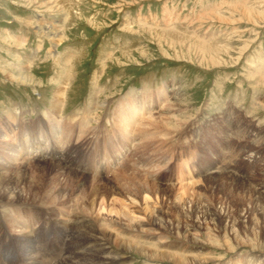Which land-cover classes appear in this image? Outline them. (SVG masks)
Returning a JSON list of instances; mask_svg holds the SVG:
<instances>
[{
	"label": "rangeland",
	"instance_id": "rangeland-1",
	"mask_svg": "<svg viewBox=\"0 0 264 264\" xmlns=\"http://www.w3.org/2000/svg\"><path fill=\"white\" fill-rule=\"evenodd\" d=\"M0 64V141L9 140L0 143V173L34 200L11 207L35 220L42 257L63 232L52 211L75 204L87 209L74 210L85 213L79 233L124 250L129 264H174L162 258L178 252L168 245L202 264L264 250V0H0ZM115 150L126 162L97 175ZM11 207L0 197L7 252ZM125 217L142 225L126 227ZM108 231L144 251L107 241Z\"/></svg>",
	"mask_w": 264,
	"mask_h": 264
},
{
	"label": "bare ground",
	"instance_id": "bare-ground-1",
	"mask_svg": "<svg viewBox=\"0 0 264 264\" xmlns=\"http://www.w3.org/2000/svg\"><path fill=\"white\" fill-rule=\"evenodd\" d=\"M40 33V32H39ZM43 33H45V32H43ZM53 46V45H52ZM1 65V64H0ZM23 66V65H22ZM29 74V73H28ZM258 75V74H257ZM262 75V74H261ZM15 76V75H14ZM18 76H21V75H18ZM24 76V75H23ZM27 76V75H26ZM29 76V75H28ZM28 76H27V78H28ZM255 76H256V74H255ZM259 76V75H258ZM16 77H17V75H16ZM263 77V76H262ZM15 78V77H14ZM21 78V77H20ZM25 79V78H24ZM255 79V78H254ZM11 80H13V79H11ZM15 80V79H14ZM31 80H32V78H31ZM29 81V80H28ZM19 82H21V83H23L24 81H23V79H21V80H19ZM26 82V81H25ZM258 83L260 82V81H257ZM263 82V81H262ZM261 82V83H262ZM263 84V83H262ZM66 87V86H65ZM57 89V88H56ZM60 89V88H59ZM63 90V89H62ZM170 90V89H169ZM60 91H58V93H59ZM96 92V91H95ZM57 94V93H56ZM177 96H178V94H176ZM109 97V96H108ZM66 101V100H65ZM93 102V101H92ZM62 104V103H61ZM178 104V103H177ZM262 105H263V103H261ZM89 105V104H88ZM109 105V104H108ZM174 105V104H173ZM172 105V106H173ZM175 106V105H174ZM181 106V105H180ZM264 106V105H263ZM120 107V106H119ZM179 107V106H178ZM228 107V106H227ZM237 107V106H236ZM179 108H181V107H179ZM238 108V107H237ZM236 108V109H237ZM23 109V108H22ZM57 109H58V107H57ZM219 109V108H218ZM178 110V109H177ZM231 110V109H230ZM56 111V110H55ZM62 111V110H61ZM60 111V112H61ZM179 111V110H178ZM215 111V110H214ZM23 112V111H22ZM44 112V111H43ZM59 112V113H60ZM17 113V112H16ZM57 113V112H56ZM38 114V113H37ZM88 114V113H87ZM227 114V113H226ZM230 114V113H229ZM243 114V113H242ZM43 115V114H42ZM57 115V114H56ZM159 116V115H158ZM248 116V115H247ZM59 117V116H58ZM62 117V116H61ZM170 117V116H169ZM7 117H5V119H6ZM153 118V117H152ZM247 118V117H246ZM247 119H249V118H247ZM86 120V119H85ZM154 120V119H153ZM167 120H168V118H167ZM253 120V119H252ZM255 120V119H254ZM124 121V120H123ZM258 121V120H257ZM74 122V121H73ZM122 122V121H121ZM148 122V121H147ZM154 122V121H153ZM163 122V121H162ZM179 122V121H178ZM97 123V122H96ZM124 123V122H123ZM149 123V122H148ZM144 125V124H143ZM152 127V126H151ZM243 127V126H242ZM175 128V127H174ZM240 128V127H239ZM245 128V127H244ZM259 128V127H258ZM261 128H262V126H261ZM149 129V128H148ZM158 129V128H157ZM176 129V128H175ZM237 130H239V129H237ZM234 131V130H233ZM241 131V130H240ZM153 132V131H152ZM247 132H249V131H247ZM139 133V132H138ZM149 133V132H148ZM151 133V132H150ZM159 133V132H158ZM254 133V132H253ZM229 134V133H228ZM227 134V135H228ZM139 135H140V133H139ZM174 135V134H173ZM142 136V135H141ZM257 136V135H256ZM256 136H254L255 137V139L254 140H256ZM59 137V136H58ZM151 137V136H150ZM154 137V136H153ZM230 137V136H229ZM148 138H149V136H148ZM148 138H142L141 140H145V139H148ZM259 138H260V136H259ZM152 139V138H151ZM224 140V139H223ZM261 142H262V145L264 146V135H263V137H261L260 139H259ZM139 141H140V139H139ZM151 141V140H150ZM258 140H256V141H254L253 143H258L257 142ZM7 142H9V140H7V138H3L1 141H0V143H2V144H5L6 145V143ZM141 142H143V141H141ZM136 144V143H135ZM251 145V144H250ZM3 146V145H2ZM140 146V145H139ZM27 147H31V142H28L27 143ZM12 149H13V147H12ZM1 151V150H0ZM40 152H42V150L40 151L39 150V152L38 153H40ZM37 153V154H38ZM41 155V154H40ZM37 157V155H35V158H31V157H28V156H26L25 158H23V162H27L28 160H37L38 159V157ZM11 158H17V156L15 155V153L11 156ZM45 159V158H44ZM44 159H42V161L44 162ZM247 159L248 160H251L252 159V157L249 155V156H247ZM11 160V159H10ZM12 161V160H11ZM41 161V160H40ZM256 161V160H255ZM42 162H39V164H41ZM64 163V162H63ZM24 164V163H23ZM52 164V163H51ZM54 164V163H53ZM59 164H61V163H59ZM20 165V164H19ZM22 165V164H21ZM20 165V166H21ZM1 166V165H0ZM38 167V166H37ZM57 167V166H56ZM15 168V167H14ZM59 168H60V166H59ZM10 169V168H9ZM13 169V168H12ZM19 169V168H18ZM28 169V168H27ZM127 168H125V170H126ZM137 169V168H136ZM15 170V169H14ZM25 171V170H24ZM64 171V170H63ZM131 171V170H130ZM129 171V172H130ZM12 172V171H11ZM21 172V171H20ZM65 172V171H64ZM127 172H128V170H127ZM136 172V171H135ZM217 172H219V169L218 168H216V169H210L207 173H206V176H213L214 174H216ZM226 172V171H225ZM261 172V171H260ZM122 173V172H121ZM126 173V172H125ZM228 173V172H227ZM18 174H19V171H18ZM27 174V173H26ZM59 174H61V172L59 173ZM63 174V173H62ZM123 174H124V172H123ZM122 174V175H123ZM230 174V173H229ZM12 175H14V174H12ZM17 175V174H16ZM118 175H120V173L118 172ZM129 175V174H128ZM134 175H135V173H134ZM136 175H137V173H136ZM8 176V175H7ZM215 176V175H214ZM245 176V175H244ZM5 177L6 176H4V174H1L0 173V181H1V183H0V197H4L5 198V203H7L8 205H10V207H11V205L13 204V205H23V204H25V203H33L34 202V200H28L27 198H24V196H22L23 195V192L22 191H19V189L17 188V186L16 185H9V184H5L4 183V179H5ZM16 177V176H15ZM22 177V176H21ZM129 177H132V176H129ZM207 177V178H208ZM17 178V177H16ZM32 178V177H31ZM80 178V177H79ZM135 177L133 176V179H134ZM147 178H149V177H147ZM216 178V177H215ZM264 178V177H263ZM20 179V178H19ZM65 179V178H64ZM68 179V178H67ZM74 179V178H73ZM77 179V178H76ZM136 179V178H135ZM140 179H141V177H140ZM50 180V179H49ZM55 180V179H54ZM80 180V179H79ZM93 180V179H92ZM98 180V179H97ZM122 180V179H121ZM124 180V179H123ZM130 180V179H129ZM138 180V179H137ZM136 180V181H137ZM196 180V179H195ZM194 180V182H196ZM96 181V180H95ZM99 181V180H98ZM101 181V180H100ZM103 181V180H102ZM101 181V182H102ZM119 181V180H118ZM131 181V180H130ZM133 181V180H132ZM142 181H143V179H142ZM142 181H140V183L142 184ZM145 181V180H144ZM63 182H64V180H63ZM78 182V181H77ZM125 182V181H124ZM70 183V182H69ZM126 183V182H125ZM125 183H123V184H125ZM134 183H136L135 182V180H134ZM133 183V185H135ZM139 183V182H138ZM137 183V184H138ZM76 184V183H75ZM93 184H95L94 182H93ZM121 184H122V182H121ZM131 184V183H130ZM263 184V183H262ZM21 185V184H20ZM70 185V184H69ZM102 185V184H101ZM187 185V184H186ZM185 185V186H186ZM257 185V184H256ZM67 186V185H66ZM65 186V187H66ZM126 186H128V183L126 184ZM145 186V185H144ZM196 186V185H195ZM262 186V185H261ZM21 187V186H20ZM74 187V186H73ZM131 187H133L131 190H133V191H135L134 190V186H132L131 185ZM184 187V186H183ZM22 188V187H21ZM59 188V187H58ZM120 188V187H119ZM156 188V187H155ZM185 188V187H184ZM254 188V187H253ZM262 188H264V184H263V186L262 187H260V189H262ZM63 190H64V188H63ZM76 190V188L74 189V191ZM114 190V189H113ZM179 190V189H178ZM262 190H264V189H262ZM78 191H80V190H78ZM144 191V190H143ZM255 191V190H254ZM57 192V191H56ZM64 192H65V190H64ZM76 192H77V190H76ZM80 192H83V191H80ZM111 192V191H110ZM129 192V191H128ZM127 192V193H128ZM131 192V191H130ZM264 192V191H263ZM132 193V192H131ZM131 193H129V194H131ZM55 194V193H54ZM71 194V193H70ZM75 194V193H74ZM80 194V193H79ZM82 194V193H81ZM49 195V194H48ZM63 195H66V194H63V192L62 191H58V193L55 195L58 199H61V197L62 198H64V197H66V196H64L63 197ZM120 195V194H119ZM147 195V194H146ZM43 196V195H42ZM47 196V195H46ZM79 196V195H78ZM77 196V197H78ZM145 196V195H144ZM144 196H143V199L146 201V199L145 198H147L146 196H145V198H144ZM71 197H73V196H71ZM75 197V196H74ZM81 197V196H80ZM113 197V196H112ZM111 197V198H112ZM123 197V196H122ZM83 198H84V196H83ZM117 198V197H116ZM125 198H127V197H124V200H125ZM128 198H129V196H128ZM134 198V197H133ZM133 198L132 197H130V202L133 200ZM48 199V198H47ZM50 199V198H49ZM80 199V198H79ZM86 198H84V200H85ZM118 199V198H117ZM122 199V198H121ZM142 199V200H143ZM52 200V199H51ZM56 199H54V201H55ZM64 200H66V199H64ZM118 200H120V198L118 199ZM124 200H122L123 201V204L125 205V201ZM57 201V200H56ZM62 201V200H61ZM91 201H93V200H91ZM148 201V200H147ZM152 201V200H151ZM150 201V202H151ZM43 202V201H42ZM59 202V201H58ZM65 202H67V201H65ZM83 202V201H82ZM118 201H116V203H117ZM135 202V201H134ZM149 202V201H148ZM158 202V201H157ZM45 203V202H44ZM47 203V202H46ZM45 203V204H46ZM51 203V202H50ZM64 203V202H63ZM68 203H69V201H68ZM115 203V202H114ZM113 203V204H114ZM153 203V202H152ZM155 203V202H154ZM53 204V203H52ZM66 204V203H65ZM64 204V205H65ZM87 204V203H86ZM120 204V203H119ZM128 204V207H129V204L130 203H127ZM126 204V205H127ZM132 205H133V203H131ZM130 204V205H131ZM136 204H138V203H136L135 202V205ZM146 204H147V202H146ZM29 205V204H28ZM50 205V204H49ZM59 205V204H58ZM76 205V204H75ZM74 205V207H72L71 209H69L70 211H68V209L67 210H65V209H60V208H56L55 210H53L52 211V214H51V216H50V220H49V222L51 223H54L55 224V226L56 227H62V230H63V232H61V233H59L58 234V245H57V247L55 248V250H54V252H53V255L51 256H48V257H42L41 255H40V253H38V251L41 249V246L40 245H37L39 242H37V237L38 236H35V234H33L32 233V231H33V228L34 227H32V224H33V222L35 221L34 219H33V217L31 216V215H27V216H22V208H20L21 206H16L15 207V209L13 210V207L14 206H12L11 207V211H10V213L11 214H13V220H14V224H12V229H10V230H6V231H4V238L7 240V243H10V244H12V250H8L9 252H7V249L3 246L5 243H2L1 244V246H0V248H2V250H1V256H2V258L3 259H1V256H0V264L2 263V264H7V261H6V257L8 256L9 258L11 257H15V256H18V257H20V259L25 263V264H52V263H54V264H129V257L123 252V251H121V250H111L113 247H111V249H109L108 247H107V245H106V243L102 240V237L101 236H97V235H95V234H91L90 235V233L88 234V235H86V234H84V233H79V230L78 229H76V227H74V226H77V222H79V221H81V222H84V220H85V217L84 218H80L79 217V215L80 214H82V213H80V214H78V215H76V213H74V210L76 211V212H83V210H87L86 209V207L85 206H83L82 208L81 207H77V205L75 206ZM84 205V204H83ZM89 205V204H88ZM91 205V204H90ZM89 205V206H90ZM125 205V206H126ZM131 205V206H132ZM40 206V205H39ZM43 206V203H42V205L40 206V207H42ZM62 206H63V204H62ZM93 205H91V207H92ZM103 206V205H102ZM104 206H105V204H104ZM111 206H113L112 204H111ZM143 206V205H142ZM141 206V207H142ZM146 206H150V204L149 205H146ZM3 207V206H2ZM32 207V206H31ZM34 207H36L35 205H34ZM47 207V206H46ZM68 207V206H67ZM85 207V208H84ZM101 207V206H100ZM43 208H44V210H45V207L43 206ZM65 208H66V206H65ZM126 208V207H125ZM134 208V207H133ZM145 208H147V207H145ZM8 209V208H7ZM30 209V208H29ZM42 208H40V210H41ZM47 209V208H46ZM91 209V208H90ZM118 209V208H117ZM129 209V208H128ZM135 209V208H134ZM34 210V209H33ZM113 210H114V208H113ZM140 210H142L143 211V209L141 208ZM148 210V209H147ZM8 211V210H7ZM102 210H100V212H101ZM104 211H105V209H104ZM115 211V210H114ZM139 211V210H138ZM85 212V211H84ZM87 212H89V211H87ZM87 212H86V214H87ZM106 212V211H105ZM115 212H117L118 213V211H115ZM151 212V211H150ZM149 212V213H150ZM27 213H30V212H27ZM114 213V212H113ZM113 213H112V217H113ZM116 213V214H117ZM119 213H120V211H119ZM130 213H132V212H130ZM83 214H85V213H83ZM82 214V215H83ZM90 213H88V215H89ZM92 214V213H91ZM103 214V213H102ZM106 214H108V213H106ZM116 214L114 215V216H116ZM151 214H152V212H151ZM150 214V215H151ZM155 214V213H154ZM2 215V214H1ZM0 215V216H1ZM128 215H129V212H128ZM134 215V214H133ZM149 215V216H150ZM3 216V215H2ZM2 216H1V218H2ZM6 216V215H5ZM11 216V215H10ZM90 216V215H89ZM99 216V215H98ZM105 216V215H104ZM120 216V215H119ZM138 216V215H137ZM154 216H156V215H154ZM82 217V216H81ZM102 217V216H101ZM100 217V218H101ZM117 217V216H116ZM136 217V216H135ZM134 217V220L133 219H126V218H128V217H125L124 219H126L127 221H125L126 223V227H134V226H136V224H137V222L135 221V219L137 218H135ZM157 217V216H156ZM103 218V217H102ZM101 218V219H102ZM115 218V217H114ZM114 218H113V222H115L116 224H120L121 225V222H122V220L121 221H119L118 219H116L115 218V220H114ZM121 218V217H120ZM139 218V221H140V216L138 217ZM148 218V217H147ZM6 219V218H5ZM9 219V218H8ZM142 219H143V217H142ZM142 219H141V222H142ZM2 220V219H1ZM4 220V219H3ZM245 220V219H244ZM98 221V220H97ZM138 221V222H139ZM144 221V220H143ZM94 222V221H93ZM107 222V221H106ZM144 222H146V221H144ZM52 223H51V225H52ZM87 223V222H86ZM95 223V222H94ZM97 223V222H96ZM5 224V223H4ZM10 224V223H9ZM8 224V225H9ZM81 225H83V223H80ZM113 224V223H112ZM123 224V223H122ZM139 225H140V222L138 223ZM137 224V225H138ZM147 224V223H146ZM87 225H89V224H87ZM138 225V226H139ZM141 225H142V223H141ZM140 225V226H141ZM145 225V224H144ZM10 226V225H9ZM8 226V227H9ZM90 226V225H89ZM110 226H111V223H110ZM113 226V225H112ZM114 226H115V224H114ZM36 227V226H35ZM85 227V226H84ZM87 227V226H86ZM94 227V226H93ZM116 227V226H115ZM114 227V228H115ZM145 227V226H144ZM88 228H91V227H88ZM100 228H101V230H103V233L105 232V231H107V229H105L102 225H101V222H100ZM110 228V227H109ZM112 228V227H111ZM116 228H118V226L116 227ZM124 228V227H123ZM154 228V227H153ZM122 229V227L120 228V230ZM127 229V228H126ZM131 230L133 229V228H130ZM129 228H128V230H130ZM156 229V228H155ZM112 230V229H111ZM118 230V229H117ZM134 230V229H133ZM140 230H142V229H140ZM68 231H71V233L70 234H68ZM81 231H83V230H81ZM157 231V230H156ZM159 231V230H158ZM101 232V231H100ZM99 232V233H100ZM119 232V231H118ZM122 232V231H121ZM126 232H127V230H126ZM129 232V231H128ZM134 232H136V231H134ZM160 232V231H159ZM125 233V232H124ZM140 233V232H139ZM108 240L107 241H109V240H112L114 243H118V244H121V247H122V249L124 248L125 250H130V249H132V248H135V250H134V252H137V253H140V254H142V252L144 251V250H137L136 249V247H133L135 244H132L133 243V241H131L130 239V241H128V240H124L123 241V238H119L118 236H117V234L116 235H114V233L113 232H110V231H108ZM130 234V233H129ZM137 234V233H136ZM49 235V234H48ZM104 235V234H103ZM122 235H124L123 233H122ZM177 235V234H176ZM175 235V236H176ZM42 236V235H41ZM119 236H121V234L119 235ZM134 236V235H133ZM138 236V235H137ZM165 236V235H164ZM183 236V235H182ZM123 237V236H122ZM126 237V236H125ZM139 237H141V235L139 236ZM104 238V237H103ZM126 238H128V237H126ZM134 239V238H133ZM136 239V238H135ZM47 240V239H46ZM42 241H43V239H42ZM144 241V240H143ZM165 241V240H164ZM188 242V241H187ZM145 243V242H144ZM136 244H138V243H136ZM151 244H153V243H151ZM6 246H7V244H5ZM45 245V244H44ZM114 245V244H113ZM146 245H148V244H146ZM20 246H22L21 248H19ZM52 246V245H51ZM110 246V245H109ZM139 246V245H138ZM149 246H151V245H149ZM158 246V245H157ZM160 246V245H159ZM158 246V247H159ZM10 247V246H9ZM53 247V246H52ZM119 247V246H118ZM161 247V246H160ZM238 247V246H237ZM148 249H150L149 247H147ZM146 248V251H148V253H149V251L150 250H148ZM157 248V247H156ZM166 248H169L168 250H173V249H177V253H172V252H169V251H166V252H164V253H161L162 254V258H164V259H166V260H170L171 262H173L174 264H188V262H190L191 264H202V262H200V260H197L196 259V257H194V259H192V260H197V261H189L188 260V258H187V256L185 255V252L186 251H184V250H182L183 248H182V246H177V247H175V246H173V245H168V246H166ZM158 249H160V248H158ZM164 249V248H163ZM43 250V249H42ZM46 250V249H45ZM157 250V249H156ZM229 250V249H228ZM48 251V250H47ZM158 251V250H157ZM162 252V251H161ZM174 252V251H173ZM8 253V254H7ZM151 253H153L154 255H155V253H156V251L155 250H152V248H151ZM187 253V252H186ZM246 253V255L245 256H243L244 258H243V260L242 259H238V260H235L234 262L232 261L231 263L233 264V263H236V264H264V250H255V249H252V250H248L247 252H245ZM193 255V254H192ZM197 255V254H196ZM200 255V254H199ZM147 256V255H146ZM150 256V255H149ZM159 256V255H158ZM189 256H191V255H189ZM193 256H195V254L193 255ZM7 257V258H8ZM152 257V256H151ZM251 257V258H250ZM150 258V257H149ZM190 258V257H189ZM148 259V258H147ZM159 259V258H158ZM168 260V261H169ZM203 262L205 261V260H210V261H213V260H215L214 258L212 259V258H206V259H204V258H202L201 259ZM132 261V260H131ZM159 261V260H158ZM169 261V262H170ZM216 262V261H215ZM17 263H18V261H17ZM14 264H16V262L14 263ZM130 264H132V263H130Z\"/></svg>",
	"mask_w": 264,
	"mask_h": 264
}]
</instances>
